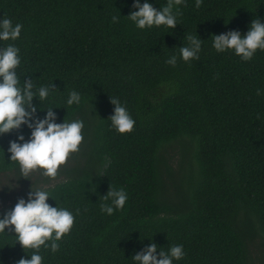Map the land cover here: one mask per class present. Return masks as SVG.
<instances>
[{"label": "trees", "instance_id": "16d2710c", "mask_svg": "<svg viewBox=\"0 0 264 264\" xmlns=\"http://www.w3.org/2000/svg\"><path fill=\"white\" fill-rule=\"evenodd\" d=\"M148 2L160 9L168 0ZM133 4L0 0V18L23 25L17 40L0 41L20 49L21 82L52 81L55 122L84 121V162L59 170L56 201H47L80 214L57 252L40 249L43 264H134L131 258L151 243L158 258L160 249L183 244L186 255L174 264H254L252 248L264 239V50L245 61L231 50L217 52L211 37L232 30L244 35L253 19L264 21V0H202L199 7L180 0L173 29L137 28L127 17ZM187 35L204 41L199 59L189 62L178 48ZM172 54L175 66L166 63ZM69 89L81 93L80 105L64 104ZM111 97L135 119L131 132L111 127ZM49 102L33 97V127ZM31 131L22 124L0 133V174L19 173L7 149L12 141H28ZM177 142L182 160L176 171L165 153ZM115 186L128 200L108 215L100 198ZM5 231L0 264L30 258L32 250L16 242L11 228Z\"/></svg>", "mask_w": 264, "mask_h": 264}, {"label": "clouds", "instance_id": "9594fccd", "mask_svg": "<svg viewBox=\"0 0 264 264\" xmlns=\"http://www.w3.org/2000/svg\"><path fill=\"white\" fill-rule=\"evenodd\" d=\"M180 0H168L160 9L144 0H134V8L127 17L139 29L153 26H165L174 28L178 23V17L182 14L178 5ZM202 0H195L199 7ZM119 16L113 15L112 21L117 22ZM23 25L13 22L8 16L0 18V41H15L22 31ZM187 43L179 48V57L185 62L199 59L203 42L197 35H187ZM212 47L217 52L233 51L242 60H251L257 50H264V21L259 18L253 19L244 35L237 30L227 33L214 34L211 37ZM22 59L20 49L14 43H7L0 47V133L9 132L19 128L22 124H28L32 129L28 141L20 143L10 142L7 149L10 156L8 159L18 166L19 177H29L39 171L41 175L55 178L59 168L64 165L71 153L79 151L84 134L83 119H64L62 123H56V114L50 98L53 94L52 81L37 84L32 79L21 82L17 72ZM167 64L175 66L177 55H170ZM261 89H257V95ZM33 97H38L47 103V112L44 119L35 121V126L29 122L36 111L32 105ZM82 95L75 89H69L64 100L66 106L80 105ZM114 112L108 120L111 127L118 133H128L133 130L136 123L126 105L118 97H111ZM30 109V110H29ZM18 141H24L23 135ZM2 155L4 156V149ZM18 177V178H19ZM15 175H0V189L5 185L13 187L10 182L18 179ZM53 185H32L27 200L19 199L14 207L0 217V233H6L11 228L15 233V240L24 250L31 249L30 258L21 257L16 264H43L44 257L40 249L50 250L55 253L60 248V241L69 234L80 209L75 212L68 207L50 205L47 201L53 198ZM100 210L112 215L115 211L123 209L128 200L127 191L120 186L109 188L107 194L100 198ZM56 201V200H55ZM15 242V243H16ZM26 252V251H25ZM157 245L149 244L143 252H137L131 260L134 264H174L185 255L183 244H172L166 250L160 249L157 257Z\"/></svg>", "mask_w": 264, "mask_h": 264}, {"label": "rangeland", "instance_id": "374dc122", "mask_svg": "<svg viewBox=\"0 0 264 264\" xmlns=\"http://www.w3.org/2000/svg\"><path fill=\"white\" fill-rule=\"evenodd\" d=\"M188 142V141H187ZM181 143H174L172 146L168 148L165 155L169 160V166L173 170H179L181 167ZM84 158L82 155L81 145L79 146V151L75 153H71L64 165H62L59 170H61L65 166L75 165L77 163H83ZM58 170V174L55 178H49L41 175L39 171L32 173L29 177H19V173L17 172H8L0 175H15L18 179H13L10 183L14 185L13 187H8L5 185L2 189H0V195H3L2 203L0 206V210L6 211L11 210L16 202L22 198V195L26 191L31 190V186L34 185H55L63 179V175ZM252 258L254 264H264V239L259 237L253 248H252Z\"/></svg>", "mask_w": 264, "mask_h": 264}]
</instances>
